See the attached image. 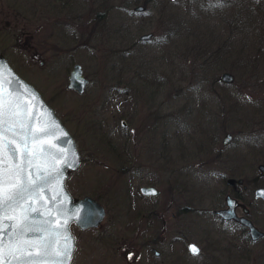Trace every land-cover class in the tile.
Returning a JSON list of instances; mask_svg holds the SVG:
<instances>
[{"label": "rangeland", "instance_id": "374dc122", "mask_svg": "<svg viewBox=\"0 0 264 264\" xmlns=\"http://www.w3.org/2000/svg\"><path fill=\"white\" fill-rule=\"evenodd\" d=\"M147 1L145 12L134 14V5L125 7L128 0H0V52L47 101L79 153L80 165L65 187L76 199L95 198L105 210L97 228H70L69 264H168L170 232L185 234L183 218L179 226L171 219L176 197L189 207L187 240L203 255L222 256L221 264H264L257 258L264 245L240 262V240L232 242L225 235L230 227L211 214L229 191L219 179L264 187L255 170L264 164V51L252 60L260 44L264 50L258 42L264 26L251 17L264 11V0ZM145 33L151 40L137 42ZM73 64L88 81L80 96L65 89ZM224 72L234 81L226 102L218 86ZM225 133L232 140L222 149ZM118 143L137 144L128 169L138 173L121 172L107 151ZM219 150V161L207 163ZM187 163H202V170L175 177ZM141 186H153L158 196L138 198ZM150 208L154 215H147ZM192 208L200 215L192 216ZM251 209L264 228V205ZM145 244L160 257L154 259Z\"/></svg>", "mask_w": 264, "mask_h": 264}, {"label": "water", "instance_id": "95a60500", "mask_svg": "<svg viewBox=\"0 0 264 264\" xmlns=\"http://www.w3.org/2000/svg\"><path fill=\"white\" fill-rule=\"evenodd\" d=\"M133 10L141 12L142 7ZM150 38V33L142 34L137 41L147 42ZM218 80L227 86L233 77L224 72ZM86 85L80 65L74 64L67 76L66 89L80 95ZM230 141L231 136L226 134L221 146ZM17 145L20 148L27 145V150L21 153ZM79 163L71 135L0 52V189L9 188L17 178L21 181L20 187L10 192L15 198L0 208V264L70 263L74 249L70 227L80 231L95 229L105 215L94 199L85 196L76 200L66 190L65 180ZM256 170L264 178V165H257ZM227 183L232 185L233 181ZM236 184L240 185L241 180ZM139 193L154 197L158 191L140 187ZM252 200L264 202V187L253 190ZM224 205V209L215 211L218 218L245 227L251 241L262 237L243 216L247 214L244 207L228 196ZM236 209L241 210V216H236ZM193 246L189 247L190 253ZM37 251L39 255L35 254Z\"/></svg>", "mask_w": 264, "mask_h": 264}, {"label": "flooded vegetation", "instance_id": "af4514ba", "mask_svg": "<svg viewBox=\"0 0 264 264\" xmlns=\"http://www.w3.org/2000/svg\"><path fill=\"white\" fill-rule=\"evenodd\" d=\"M120 126L125 127V125L122 126L121 124H120ZM220 145H221V143H220ZM136 146H137V144L118 143L116 145H111L109 148H107V151H109L111 155H114L115 157H117L116 160L120 164H122V166L120 165V170L122 173H126V174L131 173V172H134L133 174L138 173V170L136 171L135 169L134 170L128 169L129 167H132L130 164H132L133 160L136 159L135 155L133 153ZM225 148H226V146L222 147V149H225ZM201 152H203V151L200 148V149H197L195 153L198 155ZM219 154H220V150L217 152V154H215L214 159H208V160H206V162L210 164V163H215L216 160L219 161V159H218ZM201 164H197V166L193 165L192 167H190V166H188V163H187V165L181 166L178 170L175 171V177H179V174H181L183 171L185 172V171L189 170L190 168L194 172H199L202 170ZM128 176H130V175H128ZM196 181L200 182V179L196 178ZM225 184L229 185V186H233V185L228 184L227 181H225ZM145 187H148V186H145ZM150 187H153V186H150ZM138 189H137V193L139 195L138 198L143 199V200H147V201L154 200V198H156L159 194L158 193L154 197H144V196L140 195ZM242 189H243V191H246V189L244 187H242ZM183 192H187V191L185 189H183ZM180 194L181 193L177 192V195H180ZM176 198H178L180 200H177L175 203H173V204H176V206L171 208V210L174 211V213L171 215V219H175L174 220L175 224H177V226H179L180 222H181V218H183L180 226H184L183 228L185 230L183 229V232L188 235L187 231H188V225H189V223H188V221H189V218H188L189 207L186 205H183V197H176ZM93 199L95 201H97L95 198H93ZM246 203H248V201ZM249 203L251 204V206H253L256 202L249 201ZM223 208H224V198H223V206H221L220 208H218L216 210H212L211 211L212 216H215L216 219L220 220L215 215V211L221 210ZM141 209L142 208H139V209L136 208V211L138 213H140ZM192 210H193L192 216L197 217L201 213L199 211V209H197V208H194V209L192 208ZM155 213L156 212L154 211L153 208H150V210L147 211V215H151V214L154 215ZM236 213H237V211H236ZM220 221H222V220H220ZM221 223L223 225H228L230 227V230L228 232H225V235L229 236L231 238L232 242L236 238L240 240L241 246L236 248L238 251V257H239L240 262H243L246 259L249 260V258H251L250 252L252 250L251 249L252 247L264 245V228H262L260 225H258V223L260 224V222L254 223V227L259 232L262 233V237L255 242H253L249 239L247 232H246V229L244 227L240 226L239 224H237L235 221L229 220V221H222ZM185 226H187V228H185ZM263 227H264V223H263ZM218 233L220 234V232H218ZM185 234H182V233L174 234L173 232H170V239L168 240L167 245H166L167 252L169 253V256L167 255L168 264H221V257L222 256L221 257L220 256H213L212 257L210 254H208V256L203 255L202 249L198 245H196V243L188 241L187 236ZM157 238L158 237L155 236L154 239H157ZM152 241L153 240H151L150 243L154 245V243ZM191 245H194L198 249V251L196 253H190L189 247ZM145 247H147V249H148L147 252L151 253V255L154 259H158L160 257V252L158 250H156L154 248V246H150V244H145ZM154 252H156V254H154ZM172 253H176V254L174 255ZM257 258L264 259V248H263V246L261 247V251L257 255ZM228 261L225 262L224 264H227V263L230 264V262H228Z\"/></svg>", "mask_w": 264, "mask_h": 264}, {"label": "trees", "instance_id": "16d2710c", "mask_svg": "<svg viewBox=\"0 0 264 264\" xmlns=\"http://www.w3.org/2000/svg\"><path fill=\"white\" fill-rule=\"evenodd\" d=\"M137 1L136 0H128V2H126V4H125V7L128 9L129 8V6H131V5H136L137 3H136ZM147 0H144V4H143V7L144 8H146V4H147ZM253 5H255V4H253ZM264 5V4H263ZM263 7V6H262ZM261 9V8H260ZM258 12V13H257ZM257 12H254V14L253 15H251V17H256L255 15H257L258 17H256L254 20H256L261 26L263 25L264 26V11H260V10H258L257 9ZM259 14V15H258ZM248 17V16H247ZM164 25H167V22L166 23H164ZM263 33V32H262ZM259 36H261L260 37V40H258V42L259 43H264V38L262 39V34L261 35H259ZM258 49H256V51H255V54H254V56H253V59L252 60H256V58H258V57H260L261 56V54L263 53V51L264 50H262L261 49V44L259 45V47H257ZM240 54V53H239ZM243 57V55H238V56H236V62L238 63V64H241L242 65V63H241V61H240V58H242ZM249 60H247V61H245L243 64H245L246 62H248ZM214 65H217L216 64V62H214ZM222 67H224V66H222ZM229 69V68H228ZM230 70V72L231 73H234V74H237V75H239L238 74V72L237 71H239V70H234L232 67L229 69ZM234 82V81H233ZM233 84V83H232ZM231 84V85H232ZM218 86H219V89H220V91H221V93H220V95H221V99H220V101H222V102H226V101H228L229 100V98H230V95H229V93L227 92V90L229 89V87L230 86H224V85H222V84H220V83H218ZM238 175H240V174H238ZM220 184L221 185H223L225 188H227L228 186L225 184V182H224V180L223 179H221L220 180ZM242 185H244V181H243V184ZM241 185V186H242ZM241 186H236V185H233V186H231V187H228L229 188V191L227 192L232 198H234V199H236V200H238V201H240L241 203H243L248 209L250 208V206H251V204L248 202V203H246L247 201H246V194H245V192L244 191H242V188H241ZM249 212H250V215L252 214V209H250L249 210Z\"/></svg>", "mask_w": 264, "mask_h": 264}, {"label": "snow or ice", "instance_id": "6c2138e0", "mask_svg": "<svg viewBox=\"0 0 264 264\" xmlns=\"http://www.w3.org/2000/svg\"><path fill=\"white\" fill-rule=\"evenodd\" d=\"M17 148L21 151V153H23L24 151L27 150V145H25L23 148H20V146L17 145ZM33 183H34V181H33ZM20 184H21V181L19 180V178H17L16 182L13 183L9 188H2V189H0V208H2L3 205L6 202H10V201H12L15 198L14 195L10 194V192L13 189H18L20 187ZM33 211H35V209H33ZM191 251L193 253H196L198 251V249L193 246L191 248ZM35 254L36 255H39V252L37 251ZM29 255H32V253H29Z\"/></svg>", "mask_w": 264, "mask_h": 264}, {"label": "bare ground", "instance_id": "6f19581e", "mask_svg": "<svg viewBox=\"0 0 264 264\" xmlns=\"http://www.w3.org/2000/svg\"><path fill=\"white\" fill-rule=\"evenodd\" d=\"M73 138V137H72Z\"/></svg>", "mask_w": 264, "mask_h": 264}]
</instances>
